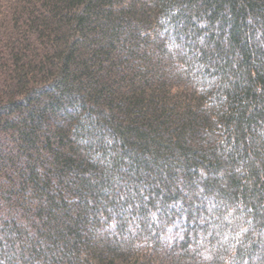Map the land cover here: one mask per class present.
Instances as JSON below:
<instances>
[{"label": "trees", "instance_id": "obj_1", "mask_svg": "<svg viewBox=\"0 0 264 264\" xmlns=\"http://www.w3.org/2000/svg\"><path fill=\"white\" fill-rule=\"evenodd\" d=\"M0 264H264V0H0Z\"/></svg>", "mask_w": 264, "mask_h": 264}]
</instances>
